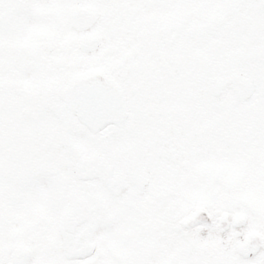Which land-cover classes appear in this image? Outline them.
Listing matches in <instances>:
<instances>
[{"label":"rangeland","instance_id":"rangeland-1","mask_svg":"<svg viewBox=\"0 0 264 264\" xmlns=\"http://www.w3.org/2000/svg\"><path fill=\"white\" fill-rule=\"evenodd\" d=\"M69 1L67 0L68 12H70L72 6L68 5ZM217 4H213L210 7L204 4L205 1H200L197 3V9L193 11L194 14H189V6L187 3L182 4L179 7L180 18L178 19L174 15V10L171 11L170 15L166 17V22L161 26L162 30H166L169 27L175 26L173 30H179L185 28L186 33L182 36L187 40L192 32L198 33L200 27L205 30L206 24L203 19L201 26H191V22L186 21L184 17V12L189 14L188 19L191 17L192 21L198 20L200 18L199 11L203 9L205 12L208 9H211L215 6H218L219 11L217 14L214 12L211 13V28L213 32L220 33L222 31L221 24V13L222 11L234 12L236 10V0H215ZM83 3L88 6L97 7L101 12V18L97 26L94 28L95 31L102 32L103 45L98 50V53L95 54L100 58L112 57L115 61H119L120 57H131V55L124 54L125 50L120 52H112L113 41L111 40V31L118 33L117 41L119 48L126 43V38L123 35H129L131 32L136 31L140 32V22L139 17L145 15L148 11V8L142 13L144 7L147 3H132L128 0H83ZM169 4L166 2L164 5ZM225 5L228 7L225 8ZM151 3L149 2V9ZM205 6V8H204ZM12 11L24 10L22 7L17 4L9 6ZM158 12V11H157ZM156 12V13H157ZM196 12V14H195ZM142 13V14H141ZM23 14V12H21ZM141 14V15H140ZM204 14V13H203ZM33 15V14H32ZM69 16V15H68ZM142 16V17H143ZM156 18V17H155ZM40 22L45 19L36 18ZM36 19L32 18V27L36 26ZM179 22H177V21ZM55 22L64 37L67 39V47L64 50V56L67 53L69 59V72L80 71V52L77 47L78 37L74 36L70 29V19L67 20L64 16H56ZM118 22L117 30L115 29ZM68 23V29L66 25ZM0 52H6L8 58H17L20 54V46L25 48V42L23 38H18L19 34L17 31L13 30V18L10 15H0ZM190 27V29H186ZM12 28V29H11ZM47 28L49 26L47 25ZM49 31V30H48ZM6 33L7 37L3 38V34ZM51 37H48V44L51 46L56 45L55 35H53V30L50 31ZM120 34V35H119ZM60 36V35H59ZM180 69L179 76L181 79L185 77V80H188L185 89L178 87L175 93H170L166 98L165 108L166 119L171 120L172 115L168 117V112L173 111L174 109L179 110L178 117L181 124L184 128L193 134L197 135L199 138L200 148L194 152L195 155L191 158L192 169L195 170L196 177L193 178V185L196 187V192L194 194L193 207L190 209L186 207L188 212L186 216L195 208L204 207L207 210L215 212H227L229 214H234L236 211L246 214L247 223L250 226L255 225L257 228H264V78H257L256 94L246 103L235 104L232 100V94L230 91H225L220 98L213 99V102H206L201 96L193 97L192 89L202 88V86H212L214 81L226 75L228 72L232 71V68L241 65L242 60H236L234 55H231L230 50L224 46L223 41H214L210 40L209 34L206 33L204 38L201 40L200 45L195 47V49L201 47L202 53H197L194 49H184V40H180ZM20 46H19V45ZM54 52L48 54V58L54 57ZM138 52V51H132ZM197 53V54H196ZM17 54L18 56H16ZM166 55V54H165ZM202 57V60H198V56ZM29 56V55H28ZM230 57L233 60H229ZM1 58V57H0ZM60 58V57H59ZM178 57L173 54H170L169 60L177 61ZM190 61V62H189ZM187 63V66L186 64ZM120 65L119 62H114V67L117 68ZM188 68L184 70V68ZM245 71L249 72L247 64L239 66ZM123 75L128 78V74L123 72ZM182 84V83H181ZM13 93L5 90V87L0 79V141L1 144H5L3 140L7 139L12 141V133H20L21 137H31L35 135V130L32 129L29 121V116L26 113H29L22 101H13ZM191 101L193 108L196 110V113H199L202 117L206 113L213 124V133L216 134L215 140L209 146H206L205 141V132L203 127H194L191 125V114L189 112L190 105L188 102ZM11 106L10 109L6 108L4 115L2 116V110L4 106ZM186 106V107H184ZM24 110V112H19ZM195 114L193 116H195ZM205 115V114H204ZM206 116V115H205ZM200 117V118H201ZM194 120H197V116L194 117ZM33 122V120H32ZM183 122V123H182ZM209 124V123H208ZM207 124V126H208ZM193 128V129H192ZM192 129V131H191ZM228 129V130H227ZM19 136V135H18ZM80 138V143H79ZM107 138V132L99 135L98 137L90 138L82 131L76 132L71 135L73 144L84 149L87 146L89 151H93L98 145L99 141ZM226 139V145L222 143V140ZM90 140V141H89ZM89 141V142H88ZM51 142V141H50ZM58 143L59 148L57 151L51 150L50 147L41 148L37 155L44 157H54L59 158L63 155V151ZM88 143V144H87ZM87 144V145H86ZM5 154L8 155V148L4 147ZM15 156H25L24 147L15 148ZM80 150V149H79ZM209 152H213L212 156L209 155ZM0 155L2 153L0 152ZM212 157L211 162L208 158ZM199 158L202 160V164L199 165ZM166 159V157H165ZM56 160V159H55ZM71 160L68 157V161ZM175 161L172 159L171 163L165 161L164 168V190L168 192L175 188V179H174V166ZM43 164V165H42ZM52 169H49V166L45 163L35 164V168L32 170L25 169V171L37 177V182L40 177L44 174L47 175ZM17 170H14L16 174ZM58 183V182H57ZM169 184V185H168ZM61 186L58 183L55 188L49 190L48 203L49 206L54 203V197L57 199L61 195ZM37 202H41L40 193L37 190ZM164 203L166 199L164 197ZM84 207L87 210H92V215L84 226V228H92L93 219L95 218L97 211L93 209L92 205L87 207L83 203ZM192 209V210H191ZM67 210V207H64L62 214ZM21 214V210L19 211ZM44 211L37 210V223L35 230L33 227L26 225L24 231L28 235H32L35 241V250L37 256L35 260L41 262V264H48L45 261L44 256L51 260L50 264H181L182 261H185L187 258L188 252L182 251L181 249L185 248L187 243L180 242L183 240L180 236H175L174 238L166 239L164 243L152 245L155 241L158 243V240L163 237L168 230L166 223L160 222L157 217V223L152 217L141 215L140 211L133 210L131 213H125L120 216L118 219V227L114 230L117 238L114 235H111L106 239V249L110 253V259L106 258L104 261L99 255H95V244L93 242L92 236L87 238L80 237V240L77 235L69 237L66 240V249L67 253L62 255V252H58L56 260H52L49 255H51V245L53 242L43 243L40 238H43L45 235L46 227L41 224L43 222L41 215ZM184 215V216H185ZM182 216V213L180 214ZM183 216V217H184ZM136 221L137 227H125L126 221ZM143 220L146 223L142 222ZM174 220V216H173ZM52 223L56 221L55 216H52ZM20 225L27 223L24 219H21ZM178 228L183 229V220L182 218L178 220ZM158 224L159 226H155ZM217 226L216 224H207L200 225L197 229L193 230V234L189 235L184 234L187 239L192 238L193 240L189 244L190 248H195L198 251H209L214 250V245L216 246V251L221 249L220 243L216 242L211 245V241L208 236L205 237V234L208 235L209 232L216 233ZM177 230V229H176ZM132 231V232H131ZM119 232L122 234H128L120 238L118 247L116 246L119 238ZM86 235V234H84ZM104 233H98L97 237L99 239L105 238ZM132 240V241H131ZM173 241V242H172ZM209 241V242H208ZM123 243V244H122ZM163 248L158 255L151 257L150 252L158 251V248ZM68 248L70 250L68 251ZM42 257V258H41ZM203 255L199 253L197 260H188L182 264H202V261L205 258H202ZM59 260V262H58ZM95 260L97 263H95ZM120 263H119V262ZM33 264V263H31Z\"/></svg>","mask_w":264,"mask_h":264},{"label":"flooded vegetation","instance_id":"flooded-vegetation-1","mask_svg":"<svg viewBox=\"0 0 264 264\" xmlns=\"http://www.w3.org/2000/svg\"><path fill=\"white\" fill-rule=\"evenodd\" d=\"M26 1L9 0L11 3L16 2L27 6L28 2ZM30 1L29 7L31 9H34L32 6L41 8L39 13L42 17L48 18L53 13V3L47 5L48 0ZM128 1L132 3L152 2L155 6L161 3V0ZM39 2L43 3V7L38 4ZM65 3V0L54 1L55 7L61 4L65 8ZM238 25L240 43L252 50L257 49L260 51L261 47L264 49V7L261 5V0H238L237 20H232V26L237 27ZM2 57L0 64L2 68L1 78L8 81L9 92L13 93V98H27L29 112L33 115L35 124H48L47 121L51 117L50 113L37 105L36 91L38 86L40 89L47 85L63 86L69 78L66 62L63 61L62 64L59 63L58 59L48 58L38 60L8 58L6 52H2ZM83 58L80 56V71H84ZM155 60L159 61V59L149 61L154 62ZM99 62L100 60L96 59L93 62L88 61V64L97 65ZM104 62L105 65L109 63L110 67L114 62H123L115 69V72H110V69L109 72L105 71L112 80L122 87L126 101V115L120 121L105 129V131H109L108 138L100 140L97 152L112 167L111 179H114L115 176L121 177L117 180V190L122 189L123 184H126V187L118 195H112L106 185L98 179L87 182L79 180L76 184L75 207L80 208L81 204L80 196L83 192L81 193L80 186L84 190L85 186L91 184L95 206L101 214L112 210L116 203L121 205L135 203L160 208L163 205L164 192L165 145L161 137L165 127L162 108L165 92L164 64L160 62L155 66L151 65L143 68V64L135 63L132 60L128 63L126 60L115 61L114 59L108 60V63ZM123 72L129 73L128 78H131V80H127V77L123 78ZM158 73H160L159 76ZM24 93H26V97H19ZM34 115H41L42 119L38 120ZM78 127L80 130V126ZM50 135H57L54 128H52ZM17 163L19 164L20 161ZM66 166L67 159L65 158L62 159L60 166L58 163L56 165L57 172L60 171L61 175L64 176L62 181L63 194L68 191ZM0 167L2 169L12 168L15 167V162L10 161L7 156H2ZM30 190L31 187L27 185L26 181H22L18 176H8V170H0V242L5 241L1 230L3 217L6 215L8 237L6 242L20 246L21 231L15 224V211L21 205V196L27 195ZM65 203L62 196V204ZM97 221L101 224H108L111 219L98 216ZM77 230H79L78 236L80 237V226L75 229V231ZM227 232L236 239H240L236 246L248 236L236 237L238 231L231 226L227 227ZM13 247L9 250L11 251ZM1 248H3L2 243H0ZM53 249L55 250L56 246ZM3 250H0V252ZM225 262L226 264H264V251L259 250L254 255L247 257L237 254L227 256ZM5 263L11 264V261L10 258L9 262L8 258L7 260L4 259V253L2 252L0 254V264Z\"/></svg>","mask_w":264,"mask_h":264},{"label":"water","instance_id":"water-1","mask_svg":"<svg viewBox=\"0 0 264 264\" xmlns=\"http://www.w3.org/2000/svg\"><path fill=\"white\" fill-rule=\"evenodd\" d=\"M77 2L79 0H76ZM73 20L72 27L77 31L86 30L97 18V12L86 9H80L76 6L71 14ZM81 47L84 52H90L97 47V41L92 37H87L81 40ZM230 85L234 92L236 101H243L252 93L251 82L238 73H234L229 77L216 81L214 94L218 95L222 88ZM116 86L108 80L98 70L88 71L84 74L74 76L68 83V86L63 89H46L42 95L41 103L48 108L53 115L58 119L63 127L64 144L68 150L76 157L74 149L69 140V133L73 124V114L75 113L80 122L84 124L89 131L96 132L104 124L108 123L114 117V110L122 109L123 99L120 96ZM63 99L65 105L57 104V100ZM98 160L96 155H90L80 161L85 168L80 167V175L93 171V163ZM76 172L79 171L78 165H74ZM202 217V212L199 211L188 219L186 225L195 223ZM240 224L244 222V217H237ZM74 219V216L68 214L66 217V227L68 223ZM23 251H17L16 258L20 259L23 256Z\"/></svg>","mask_w":264,"mask_h":264}]
</instances>
